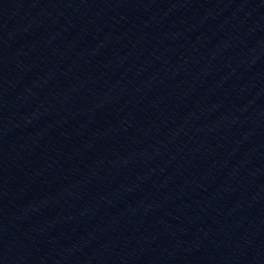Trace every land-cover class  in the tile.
<instances>
[{
  "label": "water",
  "instance_id": "obj_1",
  "mask_svg": "<svg viewBox=\"0 0 264 264\" xmlns=\"http://www.w3.org/2000/svg\"><path fill=\"white\" fill-rule=\"evenodd\" d=\"M0 264H264V0H0Z\"/></svg>",
  "mask_w": 264,
  "mask_h": 264
}]
</instances>
